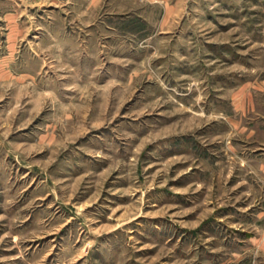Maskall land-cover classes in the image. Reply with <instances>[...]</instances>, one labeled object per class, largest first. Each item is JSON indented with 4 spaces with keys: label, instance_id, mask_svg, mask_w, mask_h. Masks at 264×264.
<instances>
[{
    "label": "rangeland",
    "instance_id": "1",
    "mask_svg": "<svg viewBox=\"0 0 264 264\" xmlns=\"http://www.w3.org/2000/svg\"><path fill=\"white\" fill-rule=\"evenodd\" d=\"M0 264H264V0H0Z\"/></svg>",
    "mask_w": 264,
    "mask_h": 264
}]
</instances>
